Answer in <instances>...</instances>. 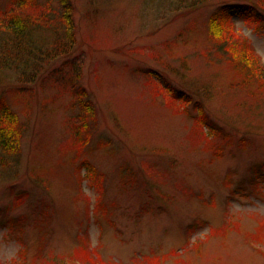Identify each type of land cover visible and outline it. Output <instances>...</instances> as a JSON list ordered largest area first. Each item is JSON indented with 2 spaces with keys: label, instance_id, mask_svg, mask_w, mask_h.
<instances>
[{
  "label": "rangeland",
  "instance_id": "1",
  "mask_svg": "<svg viewBox=\"0 0 264 264\" xmlns=\"http://www.w3.org/2000/svg\"><path fill=\"white\" fill-rule=\"evenodd\" d=\"M230 1L264 14V0H71V53L28 86L0 72L24 127L16 166L0 172V264H264V73L207 32ZM15 3L0 0V17ZM229 19L264 66V21ZM74 66L95 105L87 142L54 82Z\"/></svg>",
  "mask_w": 264,
  "mask_h": 264
},
{
  "label": "trees",
  "instance_id": "2",
  "mask_svg": "<svg viewBox=\"0 0 264 264\" xmlns=\"http://www.w3.org/2000/svg\"><path fill=\"white\" fill-rule=\"evenodd\" d=\"M185 1L181 0L182 4ZM15 2L17 7L4 9L0 17V31L5 34L0 36V72L13 71L14 76L28 86L38 80L51 61L68 56L73 50L76 43L75 24L72 18L74 7L71 0H57L56 8L48 7L37 11V7L31 4L33 0H15ZM254 3L255 1H230L222 4L210 17L207 32L216 51L231 57L244 71L263 74L264 66L256 61L250 45L245 42L243 47L238 45L237 40L240 36L231 30L233 24L229 19V12L235 10L241 14L248 12L260 21H264V14ZM29 9L33 12H29ZM78 79L79 67L74 66L72 76L67 80L56 76L54 82L63 84L75 97L77 107L70 129L78 142H81V138L87 142L88 133L96 120L95 105L87 98L85 89L77 82ZM164 82L166 89L175 93L173 85L166 80ZM177 97L185 99L187 96L180 93ZM23 131L19 114L8 103L4 93L0 96V172L16 166L21 151ZM6 219L9 226L15 224L22 227L25 217L12 215Z\"/></svg>",
  "mask_w": 264,
  "mask_h": 264
}]
</instances>
